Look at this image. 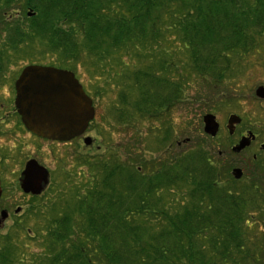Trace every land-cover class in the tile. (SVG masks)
<instances>
[{"label":"trees","instance_id":"1","mask_svg":"<svg viewBox=\"0 0 264 264\" xmlns=\"http://www.w3.org/2000/svg\"><path fill=\"white\" fill-rule=\"evenodd\" d=\"M16 1L0 0L1 79L36 39L64 60L89 55L105 77L92 85L93 98L120 81L114 121L132 136L143 126L161 131L157 149H167L153 161L129 142L78 151L80 182L62 169L45 206L26 211L45 220L33 230L31 220L17 221L1 239L0 264H264V158H251L248 177L235 180L203 143L172 150L168 118L186 86L218 88L240 58L259 51L264 0H24L21 12H35L24 20L10 14Z\"/></svg>","mask_w":264,"mask_h":264},{"label":"rangeland","instance_id":"2","mask_svg":"<svg viewBox=\"0 0 264 264\" xmlns=\"http://www.w3.org/2000/svg\"><path fill=\"white\" fill-rule=\"evenodd\" d=\"M24 0H17L14 7L10 10L11 15H15L17 19L24 20L26 17H32L28 15L30 10H27V14L22 13L20 6ZM262 28V27H261ZM259 51H254L239 60L242 59V64L237 67L232 73L229 81L224 82L218 88L209 90L206 86V82L203 80H197L190 86H186L184 92V99L182 104L176 105L170 112L168 118L169 122L173 126L172 134V150L186 151L201 144L204 149H210L213 153L221 158L222 164L228 167L231 171L235 167H240L245 173V177H248V172L251 166V158L254 153L262 152L260 149L264 143V99L256 98L255 89L259 85H264V33L260 37ZM47 41L43 39H36L34 42L28 45L27 52L18 59L16 64H10L7 62L9 69L6 71L7 81H15L20 70L29 63H45V65H55L60 68H68L73 70L77 74V79L80 80L81 85L90 93L93 94V86L102 85L101 71H99L93 60V57L89 55H82L78 61L64 60L61 53H52L47 50ZM24 57V58H23ZM110 57V56H109ZM107 64H111V68H116V59L118 55H111ZM131 57L127 58L128 62ZM134 62L139 61L133 57ZM106 61L104 65L106 66ZM135 67V66H133ZM103 68V66H102ZM183 75L186 72L182 71ZM194 81V78L191 79ZM102 81V82H101ZM203 81V83H202ZM11 82L3 86V91L0 94V99L7 101L12 96L9 89H12ZM111 88L106 90L104 94L99 98H95L96 115L94 118V124L88 128L87 133L94 139V146L87 147L83 141L72 140L67 142H58L53 140H45V147L43 152L45 153V166L51 171V183L49 188L56 182V184L62 185L63 176L62 169L73 170V183L78 184L81 178V173L86 172L85 168H79L76 166V158L78 151L85 153H94L98 145H102L103 149L106 145H121L123 142H129L132 145H139L138 148H134L133 154L143 156L145 161L158 160L160 156L164 155L167 145L163 149H157L158 144L156 136L161 131L155 130L149 131L148 126H143L140 129L139 136H132L123 131V128L117 125L114 121L115 112L113 106H116L118 102V91L122 89L121 82L113 78L111 80ZM95 86V85H94ZM108 87V86H107ZM93 97V96H92ZM207 113L214 114L216 120L219 123V133L215 137H211L204 132L203 116ZM231 114H237L242 118V122L237 125L233 135L229 134L227 130V121ZM158 125V124H156ZM248 131H251L256 135V140L241 153H233L230 148L237 143L242 135H246ZM23 134L17 133L16 136L4 135L0 138V178L3 186V195L0 199V213L3 208L9 210V216L5 219L0 227V243L1 239L5 240V236L11 231L13 225L20 219H26L28 228L31 230L38 228L37 224L40 221L45 220V213L40 214H28L26 211L38 202L42 203L40 206H45V199L51 197V191L47 188L45 194L38 198L37 202H31L30 196L26 195L20 188L18 183L19 170L22 167L21 161L18 156L16 160L11 157L10 153H14L13 156L21 151L27 155H30L35 150H40L41 143L36 141H30L23 145ZM136 141V143H134ZM138 141H141L138 144ZM20 144V148H19ZM9 155L8 159L3 158L4 149ZM89 149V150H87ZM102 149V150H103ZM131 151V150H130ZM140 151V152H139ZM141 153V154H140ZM133 155V156H134ZM264 158V152L260 155ZM24 162V161H23ZM22 162V163H23ZM78 172V173H77ZM81 172V173H80ZM85 178V177H84ZM61 182V183H60ZM83 182V181H81ZM71 183V182H70ZM72 185V184H71ZM79 187V186H78ZM70 189L74 191V187L70 186ZM73 196V195H72ZM67 197H61L57 204L62 207ZM72 202L69 199V202ZM74 202V201H73ZM72 205V203L70 204ZM21 206L22 210L19 213H15L16 207ZM49 209L52 212L58 211L59 207L50 206ZM45 210V209H44ZM26 212V213H25ZM52 214V213H51ZM50 214V215H51ZM42 222H40L41 224ZM26 229V228H25ZM28 230V229H26ZM15 232V229L12 230ZM29 240L31 245V251L36 253L42 249L40 241L35 240L33 233ZM24 236H20L23 238Z\"/></svg>","mask_w":264,"mask_h":264},{"label":"water","instance_id":"3","mask_svg":"<svg viewBox=\"0 0 264 264\" xmlns=\"http://www.w3.org/2000/svg\"><path fill=\"white\" fill-rule=\"evenodd\" d=\"M34 13L28 12L29 16ZM15 105L22 117V122L33 133L53 140H71L84 134L89 123L95 117V108L92 99L86 94L75 74L67 69L55 66H26L16 81ZM256 95L264 98V86H258ZM204 131L215 137L219 132V123L216 116L207 113L203 117ZM241 117L231 114L227 128L233 134ZM254 135L241 138L232 149L239 153L248 147ZM93 139L85 137L84 143L91 145ZM236 179L243 176L239 167L232 171ZM50 173L46 167L36 160H30L25 166L21 177V187L26 193L40 194L48 185ZM1 184V183H0ZM2 189L0 185V196ZM20 208L16 210L18 212ZM8 217L7 211L0 215V227Z\"/></svg>","mask_w":264,"mask_h":264},{"label":"flooded vegetation","instance_id":"4","mask_svg":"<svg viewBox=\"0 0 264 264\" xmlns=\"http://www.w3.org/2000/svg\"><path fill=\"white\" fill-rule=\"evenodd\" d=\"M31 64H36V63H31ZM27 65H29V64H27ZM37 65L45 66V63L37 64ZM24 68H25V66L20 70V72L17 75V78L13 82H11L12 79L7 81L6 72L3 73V78L2 79L0 78V94L3 91V89H4L3 86H6V84H9L8 82H11V86H13L12 89H9L10 93L12 94V96L10 97V95H9V98L7 99V101H4V100L0 99V138H1V136L3 138L4 135L16 136L17 133H20V134H23L22 136H24V137H22L24 139V141L22 143L23 145L25 144V139H26V143H28V144L30 143V141H36L38 143H41V147H40L41 151L40 150H35V151H33L32 154L27 155L26 157H25V154H23L22 150L18 151L14 156H13L14 153H10L11 157L14 160L18 159L17 156L19 158H21L20 161H21L22 167L19 170L18 183H19V186H20L21 190L26 195H29L30 199H32L33 196H39L40 197L43 194H45V189H44V191L42 193H40L38 195H36V194L33 195L31 193H26L21 187V177H22L23 171L25 170V166H26L27 162L30 161V160H36L39 164H41L42 166L45 167V153L43 152V149L45 147V140L46 139H45V137L39 136L37 134H34L32 131L28 130L25 127V125L22 122V117L19 115V113L17 111V108H16V105H15V99H16V87H15V85H16L17 79L19 78V76H20V74H21V72H22V70ZM255 96H256V89H255ZM256 98L258 99V98H261V97H256ZM261 99H264V98H261ZM84 136H88V133L85 132V134L83 136L77 137L76 139L79 140V141H83ZM76 139H74V140H76ZM255 140H256V135L254 136V138L251 141L250 145ZM94 144L95 143H93L91 146H88V147H92V146H94ZM19 148H20V144H19ZM260 148H261L260 150L262 152L254 153L252 155V159L253 160H257L260 157V155L264 152V143L261 145ZM6 151L7 150L5 148L4 149V153H3V158L5 160L9 158V155L7 154ZM252 163H251V166L254 165ZM0 181H1V178H0ZM0 183H1L0 185H1V189H2V194L0 196V199H1L2 195H3V186H2V182H0ZM17 208H20V210L18 212H15L16 214L21 212V210H22V207L18 206V207H16L15 211L17 210ZM4 210L7 211L8 216H9L10 215L9 214V210L6 209V208H3L2 211H4Z\"/></svg>","mask_w":264,"mask_h":264}]
</instances>
